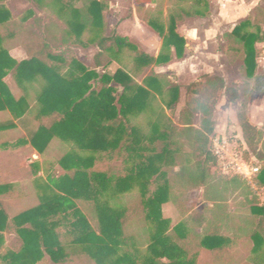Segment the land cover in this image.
<instances>
[{
	"label": "trees",
	"instance_id": "obj_1",
	"mask_svg": "<svg viewBox=\"0 0 264 264\" xmlns=\"http://www.w3.org/2000/svg\"><path fill=\"white\" fill-rule=\"evenodd\" d=\"M4 1L0 0V29H3V35L0 32V112L9 111L20 121L28 130L26 142L40 155H46L55 140L73 149L57 154V165L65 173L58 177L47 176L46 184L39 186L43 192L39 205L18 214L12 221L1 197L13 186L0 182V250L5 244L4 233L12 226L22 241L20 251H8L0 255V261L3 264H39L48 256L53 264H65L70 257L81 255L94 264H196L202 250L228 253V244L238 239L225 238L220 222L213 226V233L208 231L210 227L203 235L192 238L185 223L172 228L171 221L162 213V206L172 202L173 197L167 169L175 166L185 133L194 132L196 151L202 158L190 174L195 187H208L212 181H223L224 189L228 186L239 190L245 185L241 176L215 180L211 172L217 164V157L209 146V137L215 132L213 115H208L200 130L182 120L181 127L166 125L165 110L175 112L180 101V88L166 76L153 74L137 84L134 74L123 68L101 75L85 67L71 51L68 55L52 51L69 46L74 38L85 47L96 46L99 52L95 56V66L107 69L113 61L119 63L120 54L129 49L135 54L133 62L137 74L151 66L169 64L173 52L178 59L183 58L187 42L177 33L175 17H170L166 26L161 14L138 8L139 19L162 40L160 53L153 57L141 52L127 37L115 31L109 34L103 16L104 6L96 0H84L82 8H75L70 0L69 3L47 0L49 6L46 7L66 18L69 31L49 22L41 37L30 29L22 33L2 5ZM33 1L38 6L44 4V0ZM190 14L202 16L199 10ZM36 23L41 30V21ZM250 28H255L251 22H243L233 30L231 37L242 46L245 75L253 79L258 65L256 44L264 41V32L260 28L256 31ZM14 40L27 50V60H14L4 47ZM11 74L24 93L18 100L4 81ZM222 89L223 82L218 78L195 82L188 87L189 100L208 94L216 96ZM30 91L35 93L34 114L28 102ZM212 105L216 106V100ZM30 111L33 118L25 119ZM140 116L146 118L147 130L136 124ZM15 127L14 121L0 123V132ZM242 131L253 155L264 161L253 137L254 132L260 135L258 128L245 121ZM119 156L123 157L124 176L115 174L110 167L106 171L96 168L101 161L112 165ZM256 185L264 188V167L256 176ZM152 186H155L153 192ZM136 189L140 195L139 206L128 205L124 201ZM208 201L220 203L219 199ZM77 202L93 204L98 232ZM250 212L257 219V232L251 237L253 251L257 253L264 243V204H253ZM136 215L143 225L145 244L126 232L129 218ZM62 224L67 225V233L72 237L68 247L62 244L57 233Z\"/></svg>",
	"mask_w": 264,
	"mask_h": 264
},
{
	"label": "rangeland",
	"instance_id": "obj_2",
	"mask_svg": "<svg viewBox=\"0 0 264 264\" xmlns=\"http://www.w3.org/2000/svg\"><path fill=\"white\" fill-rule=\"evenodd\" d=\"M33 1V0H32ZM31 0H5L2 5L10 12L16 23H20L23 19H29L30 10L34 9L36 2ZM225 4L219 3L218 0H202L197 3L196 0H187L183 3L182 9L177 1L162 0L156 6L154 12L161 14V20L164 25L169 24L170 17L176 19V29L178 34L186 39L187 45L182 59H178L173 52L172 61L167 64L163 70L155 69L151 66L139 73L134 72V53L129 49H125L119 56V63L114 62L106 69L100 68L97 73L105 72L114 73L119 68L132 72L134 80L137 84H142L143 80L157 72H161L169 81L180 88V101L175 112L171 113L165 110L167 120L166 125L180 126L181 120L188 121L191 128L195 130L202 129L203 121L209 114L213 115L215 123V132L209 137V146L214 155L217 157V164L211 169L215 174V180L230 179L233 176H241L245 181L239 190L233 188L224 189L221 182H211L208 187H195L190 174L194 171V166L202 158L196 151V136L194 132L185 133L182 136L183 147L178 155L176 164L169 167L168 179L171 182L172 202L162 206L163 217L171 221V227L177 226L179 223H185L190 236L193 238L197 235H203L204 232H214L213 226L220 222L222 225V235L228 240L231 238L238 239V243H229L228 253L211 252L208 250L200 251L196 264H264V243L260 253L253 255L254 242L252 235L257 232V219L250 212L251 206L254 204H264V188L256 185V176L253 170L264 167V161H259L245 143L242 125L245 121H253L259 134L253 133L255 146L260 156L264 158V41L256 44L257 50V69L256 79L249 80L245 75L244 66V50L242 46L231 37V32L241 23L249 21L254 25L256 31L260 28L264 32V0H224ZM227 2V3H226ZM67 3L69 1L67 0ZM73 4V3H72ZM38 4H35L36 7ZM48 5L47 0L39 6L41 16H45L42 10ZM195 10L202 12V16L190 14ZM105 11L104 21L108 26V33L115 31L121 37H127L129 42L141 48L142 40L149 38L148 29L139 26L137 22L127 19L129 9L127 4L121 3L118 8H107ZM228 15H232L228 17ZM55 18H59L68 32L69 28L66 24V18L55 14ZM65 22V23H64ZM3 29H0L1 34ZM107 33V34H108ZM75 52L81 61L89 67L94 65V57L97 54L95 48H88L81 45L78 41L72 39ZM78 47V48H77ZM141 52L142 50L139 49ZM158 50V49H157ZM69 51V50H68ZM74 52V51H73ZM74 52V53H75ZM75 53V54H76ZM64 54L68 55L65 51ZM17 58H23L24 55H17ZM209 73V74H207ZM223 76L227 81V89L220 90L218 95L201 96L199 99L190 97L188 87L195 82H206L210 78L217 79ZM258 78V79H257ZM14 86V85H13ZM38 87V86H36ZM15 88V87H14ZM223 91V92H222ZM239 92L241 96L239 95ZM15 96H23L24 93L15 88ZM30 101L35 98V93L30 91ZM228 97V99L225 98ZM216 98V99H215ZM216 100V106L212 103ZM230 100V102L228 101ZM36 111V104L31 103V111ZM30 111V115H31ZM0 115V122L14 120L13 115L9 111ZM181 116L184 118L182 119ZM12 118V119H11ZM33 118V115H31ZM136 124L142 129L147 130L146 118L140 116L136 119ZM254 126V125H253ZM181 127V126H180ZM192 129V130H193ZM24 139V138H23ZM19 137L14 138V142L6 148H0L3 151L18 149L23 143ZM25 141V140H23ZM26 142V141H25ZM53 143V142H52ZM51 143V144H52ZM62 143V142H61ZM54 146L56 144H53ZM53 149L46 152V155H40L39 158H33L31 154H22L25 160L21 170L13 173V178L24 179L27 175L33 181L31 183L18 182V186L27 191H31L32 195H36V200L21 208L9 207L10 220L16 217L19 212L29 210V207H36L40 203L43 192L39 186H43L47 182V176L55 177L64 175V171L57 165L58 156L66 151H71L72 146L63 143L60 148L56 145ZM10 147V148H9ZM49 148V147H48ZM59 151L57 152V150ZM219 151L220 154H216ZM22 155H20L22 157ZM123 157L119 156L114 160L112 165L101 161L98 169L102 171L108 170L110 167L115 174L125 175L122 166ZM29 178V179H30ZM213 183V184H212ZM12 184H14L12 182ZM28 189V190H27ZM155 190V186L151 187V192ZM239 191V192H238ZM248 193H251L249 195ZM208 199H219L220 203H212ZM140 195L136 189L125 199V203L135 204L139 206ZM79 209L87 216L90 224L98 232V222L96 215L93 214V204H84L77 202ZM135 206V207H137ZM27 209V210H26ZM138 213V211H134ZM223 221V222H222ZM129 226L126 228L128 234H134L145 244L147 238L144 234L143 225L138 221V217L133 216L128 220ZM67 225L62 224L57 229L60 240L63 245H68L72 241V237L67 233ZM220 232V233H221ZM261 233V232H260ZM7 235V239L6 236ZM262 235L264 233L262 232ZM5 244L0 250V255H4L8 251L18 252L22 247V242L15 228L12 226L4 233ZM185 243V242H184ZM233 247V245H235ZM69 249V248H68ZM229 254V255H228ZM0 264H3L0 261ZM39 264H53L49 257ZM65 264H94L85 256H73Z\"/></svg>",
	"mask_w": 264,
	"mask_h": 264
},
{
	"label": "crops",
	"instance_id": "obj_3",
	"mask_svg": "<svg viewBox=\"0 0 264 264\" xmlns=\"http://www.w3.org/2000/svg\"><path fill=\"white\" fill-rule=\"evenodd\" d=\"M96 1L101 3L104 6L105 10L109 7H110V9L118 8L121 3L127 4V7L129 9V14L126 16L127 17L126 20L128 21V18L130 20V16H131V19H133V21L137 22L139 26H144L149 30L148 31L149 38L142 40V45H141V48H139V49H141L142 52H144L150 56H153V57L158 56V54L160 53L161 48H162V40L155 31H153L146 23H144L143 21H141L139 19L137 10H138V8L144 7L145 9H151L152 11H154L156 6L158 5V3L161 2L162 0H96ZM174 1H177V3L180 4L179 7L181 9L183 7L182 4L187 2V0H174ZM218 1L222 5L225 4L224 0H218ZM170 2H171V0H170ZM32 3H33V1H32ZM70 3H73L72 5H74L75 8H82L83 4H84V0H70ZM35 4H34L35 10H32V9L30 10L31 11L30 13L33 14V15H31L32 16L31 18L23 19L20 23H16L14 21V18L12 17V21L20 26L22 33H23V30H29L30 29V30L34 31V33L37 36L41 37L44 26L46 24H48L49 22L56 23L60 27H63L61 20L59 18L58 19L55 18V13L50 7H45V9L42 10V13L45 15L43 17L40 14H38V12H41V11L39 9V6L37 5L38 7H36ZM103 15H105V11L103 12ZM230 16H232V15H230ZM230 16L228 15V17H230ZM37 20L41 21V24H42L41 30H39V28L37 27V23H36ZM63 29L65 30V28H63ZM232 32H231V34H232ZM177 33H178V31H177ZM180 36H182V35H180ZM188 38L189 37L186 36L185 40ZM76 46H78V45H73L71 43L69 46L64 47L63 49H61L59 51L58 50H52V51H53V53H60V51H62V52H65V51L73 52L74 51L75 52ZM4 47L8 50L10 56L18 62H21L23 60H27L29 58L27 50L23 46L18 45L16 40H14L13 42H10V43H5ZM88 48H95L97 53L99 52V50L96 46H89ZM74 52H73V56L78 61H80L83 65H85V67H87L90 70H95L96 72H98V70L100 68H97L95 66V57H94V65L92 67H89L86 64H84L81 61V59L78 57L77 53L75 52L76 53L75 54ZM19 54L22 56L24 55V57L23 58H17L16 56ZM169 65L155 67V69L163 70L166 66H169ZM155 74L163 75L162 71L157 72ZM207 74H209V73H207ZM255 77H256V73H255ZM217 78L223 82V89L222 90L223 91L226 90L228 86H227V81L225 80V78L223 76H218ZM210 79H214V78H210ZM253 79H256V78H253ZM249 80H252V79H249ZM4 81H5L6 85L8 86L13 97L16 100L20 99L21 96H19V98H17V96H15V94H14L16 87H18L21 90V88L18 86V84L15 81L14 75H12V74L9 75ZM239 95L241 96L240 92H239ZM30 97H31V95H29L28 102L31 106V103H32V101H34V99L32 101H30ZM225 98L228 99L227 96H225ZM228 101L230 102V100H228ZM34 103H35V101H34ZM5 113H7V112L0 113V115L1 114L5 115ZM25 119H32L31 115L30 114L26 115ZM9 121H14V123L16 124V127L11 129V130L0 132V148H2V147L6 148L7 146L11 147V144L14 142L15 137H19L21 139V140H19V142L21 141L23 144L19 145V147H16L18 149H15L12 151L11 150L3 151L0 149V182H8L13 186L11 191L8 194L1 197V199H3V202L5 203V207L8 211V213L10 212L8 205H12L15 209L16 208L18 209V208H21L23 205H26L27 203H30V202L36 200V197H37L36 195H32L31 191L25 192V190L22 189L21 187H19L17 184L18 182H21V184L23 182L24 183H26V182L31 183L30 181H33L34 179L31 180V178L28 175H27V177H24V179H22V180L21 179H15V178H13L14 177L13 172L16 170L22 169V166L25 163V160L23 159L25 154L29 153L32 155L33 158H39V156H40L39 153L32 147V145L30 143L25 142L27 140L26 138H27L28 130L25 129L23 127V125H21L20 121H17L16 119L8 120L5 122H9ZM5 122H0V123H5ZM250 124L252 126L254 125V127H256L255 126L256 124L253 123V121H250ZM23 140H25V141H23ZM53 144H56L60 148L62 147L61 145H63V143L59 142L58 140H55V141H53L52 144H50L49 148L47 149V152L50 151V149L51 150L53 149V146H54ZM56 145L54 147H56ZM58 151H59V149L57 150V152ZM22 154H24V156ZM20 155H22V157ZM97 167H100V162H98L96 164V168ZM12 182L14 184H12ZM28 209H31V207H29ZM22 212H24V210L19 212V213H22ZM5 236L7 239V235H5ZM19 239H20V237H19ZM19 241H20V243L22 242L21 239ZM257 253H260V252H257ZM257 253L254 252L253 255L255 256V255H257Z\"/></svg>",
	"mask_w": 264,
	"mask_h": 264
},
{
	"label": "built area",
	"instance_id": "obj_4",
	"mask_svg": "<svg viewBox=\"0 0 264 264\" xmlns=\"http://www.w3.org/2000/svg\"><path fill=\"white\" fill-rule=\"evenodd\" d=\"M216 154H218V155H219V154H220V152H219V151H217V152H216ZM259 172H260V170H259L258 168H255V169L253 170V175H254V174H255V175H256V174H258Z\"/></svg>",
	"mask_w": 264,
	"mask_h": 264
}]
</instances>
